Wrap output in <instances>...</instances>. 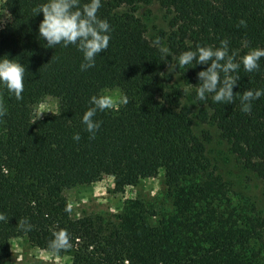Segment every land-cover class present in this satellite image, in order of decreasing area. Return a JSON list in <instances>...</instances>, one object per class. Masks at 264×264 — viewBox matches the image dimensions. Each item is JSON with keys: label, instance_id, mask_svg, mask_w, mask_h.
Masks as SVG:
<instances>
[{"label": "trees", "instance_id": "1", "mask_svg": "<svg viewBox=\"0 0 264 264\" xmlns=\"http://www.w3.org/2000/svg\"><path fill=\"white\" fill-rule=\"evenodd\" d=\"M141 1L101 0L97 15L110 25L109 44L83 71L75 45L47 48L39 37L43 14L34 15L33 8L44 0L3 1L9 20L0 29V56L15 57L26 71L21 99L0 87V212L8 217L0 222V264H7L14 238L68 254L71 264H259L253 245H262L264 225L228 209L227 185L210 170L208 138L194 133L192 119L215 126L264 185V95L247 113L239 99L248 88L264 89V57L257 70H237L231 104L196 97L190 84L199 82L197 73L207 65L173 70L188 93L167 69L197 44L219 47L227 40L237 59L249 48H264V0H156L169 17V32L155 38L146 36L135 15ZM157 38L172 53L164 60ZM106 87L118 88L127 103L97 111L100 127L92 135L81 117L91 107L89 98ZM186 96L198 106L196 114L183 103ZM45 97L55 99L57 109L36 119L33 106ZM158 174L172 208L155 221L141 201L129 200L115 222L103 224L75 216L63 195L104 176L119 192ZM21 218L31 223L30 231L16 226ZM59 230L67 233L69 246L51 249Z\"/></svg>", "mask_w": 264, "mask_h": 264}, {"label": "clouds", "instance_id": "2", "mask_svg": "<svg viewBox=\"0 0 264 264\" xmlns=\"http://www.w3.org/2000/svg\"><path fill=\"white\" fill-rule=\"evenodd\" d=\"M101 7V0H44V2L33 8L34 15L43 14L38 25L39 37L46 41L47 48H55L57 45L67 47L75 45L82 53L83 62L80 69L86 70L95 65V58L98 54L107 49L110 40V25L106 19L100 18L97 13ZM33 15V16H34ZM241 25L245 21H240ZM161 53L162 60L171 56L170 49L161 44L159 38L154 41ZM242 47H248L247 41L242 42ZM264 57V48H249L247 52L239 56L237 53H229L228 41L221 40L219 47L201 46L197 44L193 50L182 51L175 56V64H170L169 72L176 68H188L195 65H207L197 73L198 83L190 84L196 97L204 101L210 95L214 103L231 104L234 95L233 88L240 79L235 73L243 66L246 72H252L259 68V61ZM25 66L19 60L9 58L8 54L0 56V87H4L9 93L21 99L24 89ZM188 89H185L187 91ZM264 95V89H246L239 93L241 111H251V102ZM89 107L84 111L81 122L85 125L86 131L95 134L100 127V121L95 120L97 111H104L114 107L111 96L99 93L89 98ZM121 103H127V98L122 97ZM39 119L44 111L40 106L34 109ZM35 122V121H34ZM74 140H79V133L73 134ZM0 222H8V217L0 212ZM22 231H30L31 223L27 218H21L17 225ZM69 246V237L64 230L53 231V238L49 242L51 249H61Z\"/></svg>", "mask_w": 264, "mask_h": 264}, {"label": "rangeland", "instance_id": "3", "mask_svg": "<svg viewBox=\"0 0 264 264\" xmlns=\"http://www.w3.org/2000/svg\"><path fill=\"white\" fill-rule=\"evenodd\" d=\"M3 1L0 0V29L9 20L8 14L3 9ZM135 15L145 27L146 36L155 38L158 32H169V17L160 7L156 0H142L137 3ZM163 45H166L162 39ZM167 46V45H166ZM169 69V68H168ZM167 69V72L169 70ZM174 74V84L183 90L189 88ZM101 93L112 97L114 107L121 103V93L116 87H106ZM183 103L187 105L193 114L199 110L195 102L186 98ZM40 106L44 113L41 117L55 113L57 101L51 97H45L33 106L32 115L36 114L34 109ZM193 131L202 139L206 134L205 156L209 162V168L214 175L219 176L228 188V201L226 204L232 212L243 213L252 218L261 219L264 225V185L262 181L250 170L246 169L238 158L233 154L228 143L221 138L215 126L197 122L193 117ZM69 208L75 216L88 215L101 223L115 222V215L120 213L124 204L129 200L141 201L149 210L155 214V221L162 215L171 212V200L163 184V175L146 178L134 186H127L122 191H116L113 179L104 176L100 181L90 185L75 186L63 193ZM233 208V209H232ZM262 245H253L254 252L258 255L259 264H264V226L262 229ZM7 264H71L68 254H53L32 247L24 238H14L10 241V256Z\"/></svg>", "mask_w": 264, "mask_h": 264}]
</instances>
